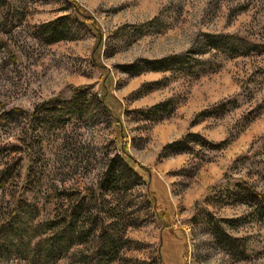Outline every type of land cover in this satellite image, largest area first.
<instances>
[{
    "label": "rangeland",
    "instance_id": "obj_1",
    "mask_svg": "<svg viewBox=\"0 0 264 264\" xmlns=\"http://www.w3.org/2000/svg\"><path fill=\"white\" fill-rule=\"evenodd\" d=\"M0 264H264V0H0Z\"/></svg>",
    "mask_w": 264,
    "mask_h": 264
},
{
    "label": "trees",
    "instance_id": "obj_2",
    "mask_svg": "<svg viewBox=\"0 0 264 264\" xmlns=\"http://www.w3.org/2000/svg\"><path fill=\"white\" fill-rule=\"evenodd\" d=\"M210 38H212V40H214V47L223 50L224 52L227 53H234V54H246L248 52H250L253 48V43L251 42H245V43H238L239 39L238 37H236L233 34H227V33H220V34H216V35H209ZM213 44V43H212ZM165 61L167 63H172L173 65L176 66H181L182 63L183 64H187L190 63V59L189 58H182L181 54H175V55H171L165 58H162L160 60H152L150 61L152 64L151 69H161L164 68V66L166 65H162V62ZM192 61L195 63V65H201L206 63L205 59H201V58H195L192 59ZM147 62V60H146Z\"/></svg>",
    "mask_w": 264,
    "mask_h": 264
}]
</instances>
